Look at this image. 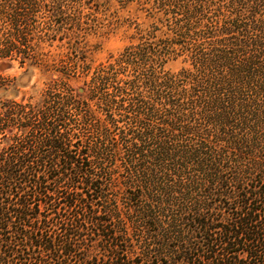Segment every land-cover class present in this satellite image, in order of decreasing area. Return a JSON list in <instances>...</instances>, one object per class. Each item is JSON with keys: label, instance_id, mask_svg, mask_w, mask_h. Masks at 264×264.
Listing matches in <instances>:
<instances>
[{"label": "trees", "instance_id": "1", "mask_svg": "<svg viewBox=\"0 0 264 264\" xmlns=\"http://www.w3.org/2000/svg\"><path fill=\"white\" fill-rule=\"evenodd\" d=\"M65 1L0 0V63L68 74L42 44L73 34L33 19ZM145 1L151 35L85 96L0 98V264H264V0Z\"/></svg>", "mask_w": 264, "mask_h": 264}, {"label": "rangeland", "instance_id": "2", "mask_svg": "<svg viewBox=\"0 0 264 264\" xmlns=\"http://www.w3.org/2000/svg\"><path fill=\"white\" fill-rule=\"evenodd\" d=\"M64 4L68 8L64 10L62 16L41 10L35 13L33 19L35 26L44 27L51 23V26L57 28L59 32L73 34L71 40L69 37H64L61 40L56 39L42 44L50 55L67 53L69 59H66L65 65L71 70L66 74L56 65L45 70L38 64L27 63L21 66L15 60L2 62L0 76L4 78L5 85L0 89L1 99L24 103L32 98L31 101H35L43 90L49 86L54 87L60 82H65L73 90L74 95L85 96L98 70L102 66L113 64L125 48L149 38L148 34L151 35L152 26L157 24L156 18L152 17L155 10L152 4H148L145 0H80L79 3L65 1ZM161 33V31L153 32L156 37L150 38L149 41H157L162 37ZM183 66L179 58L169 60L163 67L165 71L174 73ZM7 130L0 148L4 146L8 149L11 145L8 139L11 135L10 128ZM15 131L13 129V132ZM70 141L68 146H65L68 147L67 151L76 148L77 139L72 136ZM32 154L61 158L70 152L47 148Z\"/></svg>", "mask_w": 264, "mask_h": 264}]
</instances>
